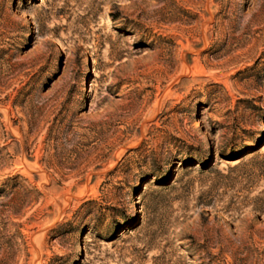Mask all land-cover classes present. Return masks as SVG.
Segmentation results:
<instances>
[{"label":"rangeland","instance_id":"1","mask_svg":"<svg viewBox=\"0 0 264 264\" xmlns=\"http://www.w3.org/2000/svg\"><path fill=\"white\" fill-rule=\"evenodd\" d=\"M0 264H264V0H0Z\"/></svg>","mask_w":264,"mask_h":264},{"label":"bare ground","instance_id":"2","mask_svg":"<svg viewBox=\"0 0 264 264\" xmlns=\"http://www.w3.org/2000/svg\"><path fill=\"white\" fill-rule=\"evenodd\" d=\"M28 25V20L23 17L21 22V27H26Z\"/></svg>","mask_w":264,"mask_h":264}]
</instances>
